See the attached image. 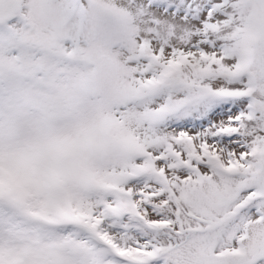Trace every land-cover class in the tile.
I'll return each mask as SVG.
<instances>
[{
  "label": "snow or ice",
  "instance_id": "6c2138e0",
  "mask_svg": "<svg viewBox=\"0 0 264 264\" xmlns=\"http://www.w3.org/2000/svg\"><path fill=\"white\" fill-rule=\"evenodd\" d=\"M0 264H264V0H0Z\"/></svg>",
  "mask_w": 264,
  "mask_h": 264
}]
</instances>
